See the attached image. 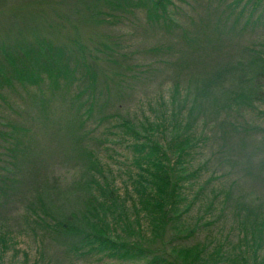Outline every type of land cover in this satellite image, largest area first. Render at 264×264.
Here are the masks:
<instances>
[{
    "label": "trees",
    "instance_id": "obj_1",
    "mask_svg": "<svg viewBox=\"0 0 264 264\" xmlns=\"http://www.w3.org/2000/svg\"><path fill=\"white\" fill-rule=\"evenodd\" d=\"M97 1L119 14L139 12L148 27L177 35L195 59L208 47H198L191 32L204 34V41L218 48L230 43L231 37L238 38L239 32L264 26V0H220L217 18L210 21L207 16L192 31L182 27L176 0ZM92 7L90 19L101 23L105 20L99 16L109 15L113 19L107 22H116V15ZM33 37L27 43L23 37L0 44V98L2 91H15L19 85L45 117L52 100L62 103L71 98L64 130L59 126L49 135L81 158L83 177L75 185L82 193L67 199L75 203L67 210L56 205L40 174L31 132L24 125L6 122L8 129H0V209L15 206L13 198L21 194L26 224L31 219L45 236L54 235L65 244L66 252L77 256L95 255L117 264H264V206L252 208L242 196L230 199L233 185L212 187L213 175L202 176L208 159H200L214 138L215 133H207L212 124L220 128L223 141L237 140L238 150L233 145L220 150L222 163L232 169L241 164L245 137L260 142L256 151L261 156L244 169L252 178H264V41L245 46V65L234 60V65L224 67L226 73H234L235 66H242L249 75L233 79L237 85L232 89L221 86L215 94L224 91L222 100L209 91L214 75L199 84L189 81L187 86L175 80L155 105L137 114L122 111L120 103L115 105L113 92L124 88V75L132 78L141 71L140 63L128 61L117 42L100 41L92 47L77 42L76 48H61ZM203 102H211L213 111L202 108ZM241 107L263 125L235 124L231 112L242 116ZM248 155L249 161L254 154ZM2 228L0 264H6L5 254L20 250ZM36 251L41 259L42 250ZM21 252L26 262L28 251Z\"/></svg>",
    "mask_w": 264,
    "mask_h": 264
},
{
    "label": "rangeland",
    "instance_id": "obj_2",
    "mask_svg": "<svg viewBox=\"0 0 264 264\" xmlns=\"http://www.w3.org/2000/svg\"><path fill=\"white\" fill-rule=\"evenodd\" d=\"M219 1L176 0L175 3L182 10L180 16L178 15L182 27L192 31L195 28L194 24L205 22L209 15L210 21H214V17L217 18L219 10L222 8L218 4ZM93 4L99 6L98 9L103 13L116 15L113 16L116 22H107L113 19L109 15H100L99 18L105 20L101 23L90 19L88 14L90 15L94 7H92ZM119 13L110 9L108 4H104L102 1L99 3L97 0H0V44L14 43L23 37L27 43L35 38L33 35L41 40H49L52 45L61 48L66 46L76 48L77 42L92 47L100 41H115L121 46L118 48L119 50L127 52L128 61L140 63L139 69L141 70L132 78L130 75H124L123 92L119 90V92H113V97L116 99L115 105L120 103L122 111L142 114V112L148 111V105L156 104V99L158 100L163 91H167L168 86L175 80H179L182 85L187 86L189 81L193 80L199 84L210 75H214L212 79L215 82L209 88V91L212 92L210 94L214 95L221 86L223 89L224 87L232 89L231 87L237 85V80L233 79L240 78V75L246 77L249 75V70L246 68L241 70L242 66L241 69H239L240 66L237 68L235 66L234 73H226L223 71L224 67L234 65L232 62L234 60L245 65L247 61V55L243 50L245 46L247 47L257 39L264 41L263 24H260L256 30L249 29L241 35L239 32L238 38L231 37L230 43L220 44L218 48H213L214 45L212 47L210 42L204 41V34L191 32V35L196 37L199 42L198 47H208L206 50L201 49L203 50L202 55L199 59H195L191 58L192 54L187 47L185 48L184 43L177 35L148 27L143 15L139 12ZM228 22L229 24L233 23V20L228 19ZM200 37L203 38L200 39ZM151 47H160L161 50L148 52L147 50ZM216 49H219L217 53H215ZM209 52L212 53L208 54ZM99 56L103 57L101 54ZM98 61L103 63L101 58ZM214 72L217 74H213ZM127 73L131 74V72ZM179 75L180 77H176ZM225 76L227 78H224ZM14 90L2 91L3 99L0 98V123L2 125L0 124V129H8L5 126L6 122L18 123V125L28 128L33 138L31 146L36 150L37 159L40 161V174L45 179V185L52 191L51 199L56 205L67 210L68 205L70 208V205L74 203L68 202L67 199L73 200L76 195L82 193L75 184L83 177L81 170L83 162L79 156L70 153L69 146L64 145L67 151L65 152L61 144L50 137L49 132H53V128L59 126H62L64 130V125L67 122L65 112L68 113V106L72 104L71 98L66 97L62 103L60 100H52L47 104L50 108L46 110L45 117L40 110L42 108L32 105V99L25 94L21 86L15 85ZM193 93L195 92L192 91L190 95L192 96ZM223 94L224 91L214 96L222 100ZM163 96L167 101V94ZM210 104L211 102L201 104L202 108L205 106L206 109L210 108L208 113L213 111ZM61 106L63 110H61ZM51 109H55L54 112ZM63 111L64 115L62 116ZM239 111L242 116L236 111L231 112L235 124H243L246 121L247 125H263L262 120L247 108L242 109L241 107ZM213 126L212 124L208 126L211 131L208 129L207 133L210 136H212V132L215 133L214 138L207 142V148L203 149V155L200 157L201 161L208 159L207 170L204 169L202 172L203 178L210 176L211 173L213 175L212 187L220 188V186L233 185L230 199L242 196L250 207H263L264 178H252L244 169L247 168L249 162L254 164L261 156L262 153L256 151L260 142L245 137L246 142L241 146L244 149L243 155H241V164L232 169L227 162L222 163L223 151L220 150L224 145L226 149L233 145L238 150L237 140L233 138L230 142L223 141L220 138V128ZM236 135L241 136L238 133ZM233 151L238 156L239 152ZM230 154L232 155V153ZM248 154H254L252 159L249 158V161ZM241 167L242 172L240 171ZM225 172L228 175H221ZM13 201L15 206L7 205L4 209H0V228L2 226L4 230L10 232L7 235L12 237L15 242L13 246L20 251L16 253L9 250L4 257L6 264H42V262L43 264H47V262L50 264H117L108 258L102 259L95 255L82 256L78 254L77 256L66 252L65 244L60 243L59 239H56L57 237L54 235L45 236L42 229L35 227L31 219H28L29 224H26L25 211L23 210L25 199L21 194L14 197ZM223 223L225 224L227 221H223ZM39 248L42 250L40 254H43L42 260L36 251ZM22 250L28 251L26 262H24ZM12 253H15V258L11 257Z\"/></svg>",
    "mask_w": 264,
    "mask_h": 264
}]
</instances>
